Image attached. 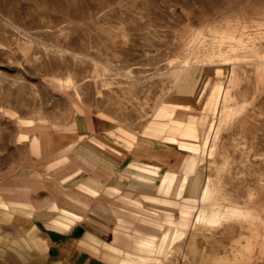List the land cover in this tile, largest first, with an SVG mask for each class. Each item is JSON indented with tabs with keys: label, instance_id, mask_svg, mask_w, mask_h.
I'll return each mask as SVG.
<instances>
[{
	"label": "rangeland",
	"instance_id": "obj_1",
	"mask_svg": "<svg viewBox=\"0 0 264 264\" xmlns=\"http://www.w3.org/2000/svg\"><path fill=\"white\" fill-rule=\"evenodd\" d=\"M0 264H264V0H0Z\"/></svg>",
	"mask_w": 264,
	"mask_h": 264
},
{
	"label": "bare ground",
	"instance_id": "obj_2",
	"mask_svg": "<svg viewBox=\"0 0 264 264\" xmlns=\"http://www.w3.org/2000/svg\"><path fill=\"white\" fill-rule=\"evenodd\" d=\"M176 75H177V73H176Z\"/></svg>",
	"mask_w": 264,
	"mask_h": 264
}]
</instances>
